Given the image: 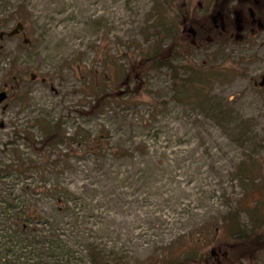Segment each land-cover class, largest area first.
I'll return each mask as SVG.
<instances>
[{"label":"rangeland","instance_id":"1","mask_svg":"<svg viewBox=\"0 0 264 264\" xmlns=\"http://www.w3.org/2000/svg\"><path fill=\"white\" fill-rule=\"evenodd\" d=\"M224 1L175 0L168 9L160 7L164 0H0V20L15 8L29 18L22 33L0 41V89L9 93L0 104V199L37 210L31 227L46 236V221L58 226L54 233L71 257H53L54 264H90L88 257L99 250L113 263L149 264L176 243L201 237L222 242V220L241 196L231 176L236 164L255 159L264 186V33L224 46L197 38L211 15L219 26ZM159 15L177 23L178 42L189 46L181 64L224 70L225 80L213 85L208 101L186 106L172 99L171 71H152L135 105L108 100L101 114L86 115L92 97H86L85 78L123 95L113 75L155 43ZM11 72L17 82L5 86ZM39 115L60 120L68 138L76 129L91 137L103 131L130 155L103 160L71 141L69 148L34 147L30 136L43 139L33 123ZM21 163L25 172L18 171ZM6 207L0 203V230L7 214L17 211L5 213ZM252 219L242 213L239 221L249 228ZM6 240L0 231V263ZM212 249L217 264H226L221 249ZM45 252L39 250L46 263ZM260 255L238 263L264 264Z\"/></svg>","mask_w":264,"mask_h":264},{"label":"trees","instance_id":"2","mask_svg":"<svg viewBox=\"0 0 264 264\" xmlns=\"http://www.w3.org/2000/svg\"><path fill=\"white\" fill-rule=\"evenodd\" d=\"M175 0H164V3L160 7H167L171 9ZM23 10L21 9V12ZM162 11H165L164 8ZM161 11V12H162ZM14 13L8 16L7 19L0 20V27L7 28L10 23L15 22L22 24L23 28L29 23V18L25 14L19 11V8H15ZM177 17V16H176ZM157 27H156V41L155 43L149 44L147 48L141 49L136 54V60L129 62L127 66L123 67L121 70H116L113 75V84L117 86V90H124V94H111L105 91L102 86L101 89L98 88L96 82H90L89 78H85L88 83L86 90V97H92L91 103L87 104L86 115L98 116L102 113L106 106L108 100L112 102L118 101L121 106H133L136 101L140 99L146 89V80L150 72H156L163 69L171 71V81L172 85L170 90H172L173 101L181 103L186 106H197L201 105L204 101H208V98L213 90V85L220 83L225 80L226 72L223 70H209L203 66H191L187 64H181L180 60L183 58V53L187 52L188 45H183L178 42V31L177 23L174 20H170L162 15L158 16ZM212 22L210 23V26ZM23 29V30H24ZM209 31V29H208ZM198 30L197 38L200 39L204 44H217L222 45L228 44V39L225 36H220L218 31L213 32ZM207 35V36H206ZM169 39L170 43L163 45V40ZM181 38V37H180ZM196 40V38H194ZM30 43V42H29ZM28 45V44H26ZM188 46V47H187ZM109 65V64H108ZM92 75L89 73V76ZM88 77V76H87ZM8 79L11 83L16 84L17 79L9 73ZM98 80V79H97ZM85 83V82H84ZM94 89V90H93ZM23 101V97L20 98ZM160 104L156 107L158 108ZM166 105L162 103L164 108ZM45 120L41 119V115L33 119L34 125H37L43 134V139L41 142H36L30 136L32 140V145L36 147L41 146V149L45 148L55 149L56 146L64 144L69 148V142H74L79 145V150L90 154L92 157L100 159H120L125 158L130 155L119 145H111L108 141V136L101 131L96 136L91 137L88 133L82 129H76L71 137H67V133L63 128L62 122L60 120ZM67 148V149H68ZM39 149V148H38ZM37 149V150H38ZM40 150V149H39ZM50 152V151H49ZM50 156V155H49ZM49 158V157H48ZM49 160V159H48ZM51 163V162H49ZM18 167V171L25 172L27 170L24 163H21ZM41 169V165H37ZM58 163L53 165L56 169ZM30 169V168H28ZM261 171L262 166L258 164L255 159H250V161L241 160L236 164L234 171L231 173L232 180L237 183V187L241 189V196L235 205L229 206V211L225 214L222 220L221 226L224 227L226 233L224 240L216 242V238H197L195 240L186 241V243H176L175 246L170 248L168 253H164L159 257H155L149 264H217V255H214L213 249L207 250V248L215 247L221 249L220 256L221 261L226 264H239L240 260L253 259L256 254L263 256L264 253V186H261ZM58 200H63V197ZM56 198V199H57ZM7 203V207L4 208L5 213H9L17 208L15 213L11 212L5 217L0 231L4 232L6 236V244L4 249V254L1 258L5 259L0 264H48L52 262L53 257L66 260L71 257V251L68 250L66 244L63 245V240H61L59 235L54 233V225H50L49 235L46 236L44 230L32 229L31 224H33L34 218L39 217L37 210L31 207L25 206L24 209L19 210L17 206H14L12 202L8 199H0V203ZM64 202L68 203L64 200ZM245 213L249 218H253L254 224L249 228L244 227L242 222L239 221L240 215ZM1 214V213H0ZM12 215H14L12 217ZM62 218H66L64 215ZM43 223V222H42ZM61 223L62 222H57ZM34 231H37V235L34 238H29ZM42 231V232H41ZM51 233V234H50ZM22 236V237H21ZM25 236V237H24ZM17 237V242L23 244L18 247L14 239ZM40 237V239H39ZM45 237V239H44ZM48 246V256L47 247L43 245L45 241ZM190 240V239H189ZM13 244V245H12ZM17 244V245H16ZM41 246V248H40ZM18 247V248H16ZM45 250L46 263L40 257L39 250ZM262 250V252H261ZM101 251L92 256H89L90 264H117L113 263L112 258L105 259V255L102 256ZM100 257L97 258V255ZM13 258L14 262L11 263L9 259ZM53 259V260H52Z\"/></svg>","mask_w":264,"mask_h":264},{"label":"flooded vegetation","instance_id":"3","mask_svg":"<svg viewBox=\"0 0 264 264\" xmlns=\"http://www.w3.org/2000/svg\"><path fill=\"white\" fill-rule=\"evenodd\" d=\"M224 2L226 5L222 7V15L216 14L220 20L219 26L215 24L216 21L214 19L216 17L213 14L214 16L211 15L210 17L212 25L206 28V31H208V29V32L217 30L219 38L225 36L228 39V44H230L233 40L238 42L240 39L242 41L246 34H255L257 32L264 33V0H225ZM189 32L192 33L194 38L195 33L191 30H189ZM224 45L225 44L222 43L221 46ZM5 79L8 81L5 82V86L12 85L13 87V83H11L8 77ZM263 85L264 79L261 81V86L264 87ZM5 91L4 89H0V92ZM7 94L9 97L8 92ZM5 101L3 103H5Z\"/></svg>","mask_w":264,"mask_h":264},{"label":"water","instance_id":"4","mask_svg":"<svg viewBox=\"0 0 264 264\" xmlns=\"http://www.w3.org/2000/svg\"><path fill=\"white\" fill-rule=\"evenodd\" d=\"M23 25L22 24H18L16 25L12 30L6 31V30H2L0 31V40H3V38L5 36L8 37H13L14 35H17L21 32H23ZM28 44L29 43V39L27 37L24 38V44ZM8 97L7 92H0V103H3ZM1 127H3V125H1Z\"/></svg>","mask_w":264,"mask_h":264}]
</instances>
